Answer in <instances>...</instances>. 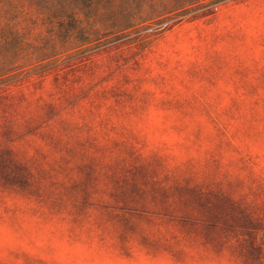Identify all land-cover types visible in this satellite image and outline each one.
<instances>
[{"label":"rangeland","instance_id":"rangeland-1","mask_svg":"<svg viewBox=\"0 0 264 264\" xmlns=\"http://www.w3.org/2000/svg\"><path fill=\"white\" fill-rule=\"evenodd\" d=\"M0 264H264V0L0 83Z\"/></svg>","mask_w":264,"mask_h":264},{"label":"trees","instance_id":"trees-1","mask_svg":"<svg viewBox=\"0 0 264 264\" xmlns=\"http://www.w3.org/2000/svg\"><path fill=\"white\" fill-rule=\"evenodd\" d=\"M224 0H0V83L120 41L146 45L170 19Z\"/></svg>","mask_w":264,"mask_h":264}]
</instances>
